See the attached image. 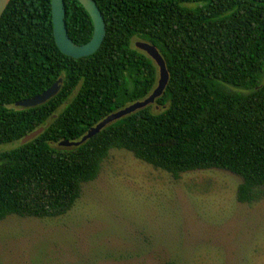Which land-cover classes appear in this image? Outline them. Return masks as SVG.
<instances>
[{
  "label": "trees",
  "instance_id": "obj_1",
  "mask_svg": "<svg viewBox=\"0 0 264 264\" xmlns=\"http://www.w3.org/2000/svg\"><path fill=\"white\" fill-rule=\"evenodd\" d=\"M105 22L99 49L74 58L56 44L51 0H10L0 20V222L64 216L112 149H125L178 179L221 169L242 178L239 203L264 199V0H95ZM66 27L87 43L92 19L64 0ZM154 44L169 80L150 104L79 140L112 112L146 98L158 67L133 46ZM59 78L56 95L34 107L16 103ZM46 126L33 140H21ZM165 264H176L172 261Z\"/></svg>",
  "mask_w": 264,
  "mask_h": 264
},
{
  "label": "rangeland",
  "instance_id": "obj_2",
  "mask_svg": "<svg viewBox=\"0 0 264 264\" xmlns=\"http://www.w3.org/2000/svg\"><path fill=\"white\" fill-rule=\"evenodd\" d=\"M241 181L221 169L175 179L112 149L64 216L0 222V264H264V199L239 203Z\"/></svg>",
  "mask_w": 264,
  "mask_h": 264
},
{
  "label": "water",
  "instance_id": "obj_3",
  "mask_svg": "<svg viewBox=\"0 0 264 264\" xmlns=\"http://www.w3.org/2000/svg\"><path fill=\"white\" fill-rule=\"evenodd\" d=\"M79 1L90 15L94 25V31L91 39L87 43L81 45L75 43L68 35L66 21H65L66 10L64 5L65 4L64 0H51L53 32H54L56 44L62 53L74 58L89 56L95 53L101 46L104 37L106 35V22L95 0H79ZM9 2L10 0H0V20ZM136 48L145 52L156 63L158 67V72H159L158 82H157V86L152 91V93L142 100L135 101L125 106L124 108H121L115 112L110 113L100 122H98L96 125L90 127L87 133L81 139L79 140L64 139L58 143L59 146L77 147L83 144L88 139L92 138L94 135H96L101 130H103L109 124L129 114H132L139 109H142L150 104H153L155 100L164 93L169 80V72L166 67L165 59L161 55L158 48L150 42L139 40L136 42ZM62 83H63L62 78H59L51 87H49L42 93L37 94L33 97L26 98L24 100H20L16 103V105L20 107L28 108L45 103L51 97H53L58 93V91L62 86ZM45 128L46 126H41L38 129L27 134L21 140V143L25 144L33 140L40 133H42Z\"/></svg>",
  "mask_w": 264,
  "mask_h": 264
}]
</instances>
